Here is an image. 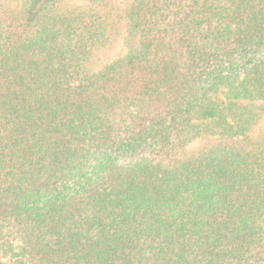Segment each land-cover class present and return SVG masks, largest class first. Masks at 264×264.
<instances>
[{
  "label": "trees",
  "instance_id": "obj_1",
  "mask_svg": "<svg viewBox=\"0 0 264 264\" xmlns=\"http://www.w3.org/2000/svg\"><path fill=\"white\" fill-rule=\"evenodd\" d=\"M263 117L264 0H0V264H264Z\"/></svg>",
  "mask_w": 264,
  "mask_h": 264
},
{
  "label": "rangeland",
  "instance_id": "obj_2",
  "mask_svg": "<svg viewBox=\"0 0 264 264\" xmlns=\"http://www.w3.org/2000/svg\"><path fill=\"white\" fill-rule=\"evenodd\" d=\"M122 53V47L120 44L114 47L113 50H111L109 53H107L104 57V61H110L116 57H118ZM264 129V117L260 121L259 125L255 128L253 131V134H257L259 131Z\"/></svg>",
  "mask_w": 264,
  "mask_h": 264
}]
</instances>
